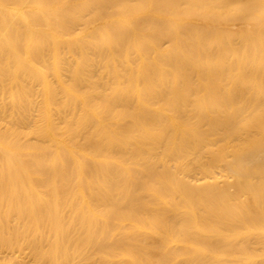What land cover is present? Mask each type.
Listing matches in <instances>:
<instances>
[{"label":"bare ground","instance_id":"obj_1","mask_svg":"<svg viewBox=\"0 0 264 264\" xmlns=\"http://www.w3.org/2000/svg\"><path fill=\"white\" fill-rule=\"evenodd\" d=\"M145 14L151 17L139 19ZM79 23L81 62L65 82L57 66L64 59L44 52H55L60 35ZM35 81L44 97L45 142L20 146L11 127V139L0 130V149L15 181L39 183L26 200L57 235L64 232L61 207L70 205L69 224L86 232L83 245L107 255L124 247L118 264H174L171 250L142 255L137 236L176 226L154 206L170 203L183 187L204 189L193 197L203 211L191 214L215 222L214 230L236 227L237 239L256 235L257 223L264 228V0H81L72 9L63 0H0V90L14 85L8 95L23 103ZM25 149L48 153L27 162ZM205 155L213 161L203 164ZM190 156L205 173L215 162L228 170L186 178ZM119 219L134 223L105 246ZM210 245L219 248L218 240ZM251 251L242 245L232 256L250 264L257 255Z\"/></svg>","mask_w":264,"mask_h":264},{"label":"rangeland","instance_id":"obj_2","mask_svg":"<svg viewBox=\"0 0 264 264\" xmlns=\"http://www.w3.org/2000/svg\"><path fill=\"white\" fill-rule=\"evenodd\" d=\"M63 2L68 9H72L81 0H63ZM150 17L151 15L145 14L139 19H149ZM84 26L82 23L73 25L57 39L55 52L49 50L44 52L46 59H50L53 53L64 59V62L61 60L57 66L60 69V79L65 82H70L72 69L78 66L79 61L81 62L78 41L80 39L79 32L84 29ZM21 33L24 34L25 31ZM167 45L166 40L161 42L162 47L165 48ZM22 51H24V47ZM101 71L102 65H98L94 69L95 75ZM48 81L58 89L57 78L51 70L48 71ZM29 87L33 91V97H30V101L23 103H16V100L13 101L12 96L8 95L10 90L16 91L14 85L8 84L7 92L0 90V104L3 102V109L6 111L0 112V130L11 139V133L8 130L13 127L17 131V135H15L20 146H35L45 142L43 132L46 128V120L42 87L38 81ZM61 96L62 94L58 89V97L61 98ZM20 107H24V113H21ZM54 118L56 122L62 120L57 115H54ZM37 127L40 129L36 130ZM232 142L236 141L233 140ZM220 143L217 142V144ZM30 149L24 150V153H27L25 156L27 162H32L48 153L47 151H37L33 154L34 151ZM6 156V152L0 149V264L121 263V255L127 251L124 247L114 249L113 255H107L97 246H85L81 243L86 232L81 226L69 224L74 216V209L70 205L61 207L60 223L64 225V232L61 231L59 235L49 225L41 221L38 218L37 210L30 206L33 199L26 200L27 193L34 197L39 183L35 180L37 184L31 186L26 179L15 181L14 175L8 174L6 167H3ZM211 161L213 158L205 155L201 162L206 164ZM168 164L171 167L174 163L169 161ZM188 164L190 171L188 174H181V176L192 180L201 179L206 174H217L228 170L223 163L215 162L210 171L205 173L191 156L186 160V165ZM203 190L202 188L183 187L175 192V197L170 203H160L154 206L155 209L163 211L171 221H175L176 226L161 236H155L149 229L147 233L138 235L137 238L142 245V255L150 256L153 252L164 254L171 250L178 254L174 264H244L243 261L232 256V253L233 255L236 254L234 252L239 246L249 245L257 254L256 256L254 254L253 257H260L259 259L255 258V261L253 258L250 264H255L256 261V264H261L264 261V253H262V251L264 252V238L258 237L257 234L264 231L263 222L257 223L256 226L260 230L256 231V235L243 233L237 236V239L231 238L236 232V227L227 225L223 226L220 232L214 230L215 222L206 225L199 219L192 217L191 214L193 212L198 214L203 211L202 207L193 201L194 195ZM235 190L234 187H231L230 193H236ZM13 192L18 194L16 198L13 197ZM70 198L78 201L80 196L72 192ZM19 209L21 211H18ZM130 223L134 222L122 219L113 222L114 235L105 240V246H109L113 239L121 240L126 236L125 234L130 229ZM145 226H149V221H145ZM182 228L186 229L187 232L183 233ZM243 228L244 225L240 227L241 230ZM98 237L99 235H97ZM216 240L219 242L217 249L210 245ZM193 247L198 251H193ZM145 248H147V252H143ZM253 251L250 252L252 253L250 255H253Z\"/></svg>","mask_w":264,"mask_h":264}]
</instances>
